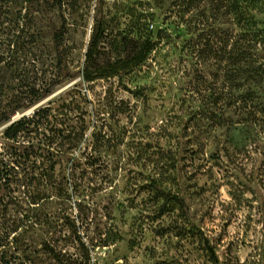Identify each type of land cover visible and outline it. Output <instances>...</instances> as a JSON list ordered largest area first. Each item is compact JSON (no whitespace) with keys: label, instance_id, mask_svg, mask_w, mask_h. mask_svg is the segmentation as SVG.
<instances>
[{"label":"rangeland","instance_id":"rangeland-1","mask_svg":"<svg viewBox=\"0 0 264 264\" xmlns=\"http://www.w3.org/2000/svg\"><path fill=\"white\" fill-rule=\"evenodd\" d=\"M181 2L0 0V114L11 115L0 126V256L10 264H58L50 247L90 264H264V87L259 110L231 104L223 60L193 43L213 30L223 46L240 29L214 0ZM253 6L264 29V0ZM101 16L113 36L146 23L170 37L122 79L87 83L79 70ZM254 52L264 60L261 44ZM39 110L38 129L6 137ZM69 124L84 131L74 149ZM51 152L60 193L43 181Z\"/></svg>","mask_w":264,"mask_h":264},{"label":"trees","instance_id":"trees-1","mask_svg":"<svg viewBox=\"0 0 264 264\" xmlns=\"http://www.w3.org/2000/svg\"><path fill=\"white\" fill-rule=\"evenodd\" d=\"M181 1V4L187 5V7H195L196 4H200L204 0ZM214 1L219 7L226 9V12L231 15L234 23L239 27L240 32L236 35L235 41L230 42L228 40L225 45L219 46L214 42L216 33L210 30L208 36L203 38V42L201 41V45L197 42L193 43L195 55L209 60L216 58L223 60L225 89L228 92H233L230 95L231 104L240 105L246 109L254 108L259 110L258 105L255 103L258 95V91L255 88L256 86L264 87V60L262 61L259 58L254 49L259 44L264 47V29L258 26L256 16L252 12L254 0ZM100 6L102 8V5ZM136 24L138 26H132L128 32L117 33L113 36L110 19L101 16L95 21L86 49L84 64L79 70L84 82L92 83L97 80L113 78L122 79L124 74L130 73L144 65L149 56L157 49L159 43L170 37L167 30L163 29L157 30L154 37L146 23ZM65 27V24H63L55 33L54 38L58 48L62 47ZM137 33H141V35L136 37L135 34ZM20 108L18 107L16 110ZM42 111L39 110L32 118L24 117V119L12 123L5 131L6 137H14L27 124H34V128L38 129L39 122L35 120V117L40 116ZM10 119L11 115L8 112L0 114V126L7 123ZM68 127H70V124L66 127L67 132L64 133L63 138L68 139L67 143L69 142V146L67 149H74L81 141L84 131L81 128ZM54 143L56 142H51V145ZM57 145L59 146V143ZM63 151L64 148L56 149L57 156ZM51 154L48 156L50 159L49 170L45 171L43 181L49 187L56 186L60 193L64 188L61 182L58 183L56 174L58 161L55 157L57 156L53 152ZM58 184L59 186H57ZM166 196L169 199H176L182 210L188 213V206L183 198L177 196L175 198L169 194H166ZM47 197L49 198L43 193L42 196H38L34 200L45 201L48 199ZM7 235L5 230L0 231V248L8 246ZM211 251L213 252V250ZM49 253L58 264H90L89 254L77 257L71 254H62L53 247L49 248ZM213 255H215L214 252ZM5 256V252H3L0 256V264H10ZM214 258L215 261H218L216 256ZM93 264L98 263L94 262Z\"/></svg>","mask_w":264,"mask_h":264}]
</instances>
